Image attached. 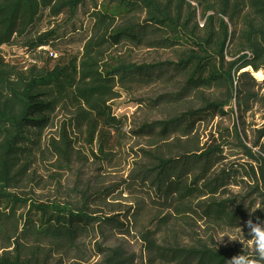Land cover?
Masks as SVG:
<instances>
[{
	"label": "trees",
	"instance_id": "1",
	"mask_svg": "<svg viewBox=\"0 0 264 264\" xmlns=\"http://www.w3.org/2000/svg\"><path fill=\"white\" fill-rule=\"evenodd\" d=\"M81 8L89 10L92 26L80 56L48 67L57 30L31 35L33 27L44 15L72 20ZM122 45L169 51L174 61L105 57ZM4 47L37 52L47 67L22 72L5 60ZM259 71L264 0H0V264H85L83 240L95 226L107 246L95 244L100 258L93 264L133 263L122 242L109 245L105 231L140 241L149 264H229L245 255L184 244L174 219L187 223L198 209L216 227L264 222V128L248 146L237 123L212 126L233 102L239 117L251 111L259 101L253 76ZM156 83L169 91L153 102L162 119L127 130V119L114 116L109 102L119 90ZM63 110L70 124L47 149L57 170L89 157L101 171L131 161L117 170L118 181L103 174L65 199L33 201L19 190L29 182L41 134ZM69 133L83 136L89 156L75 151ZM231 141L247 163L227 169L223 153ZM129 142L137 149L127 150Z\"/></svg>",
	"mask_w": 264,
	"mask_h": 264
},
{
	"label": "rangeland",
	"instance_id": "2",
	"mask_svg": "<svg viewBox=\"0 0 264 264\" xmlns=\"http://www.w3.org/2000/svg\"><path fill=\"white\" fill-rule=\"evenodd\" d=\"M88 11L87 8L79 9L72 20L62 16L57 19H50L44 15L35 24L31 35L42 34L51 29L57 30V39L54 41L55 46L53 48L55 58H51L52 61L48 63V67H51L55 59L57 60L60 57L80 56L83 44L91 33L92 20L87 14ZM17 47H4L2 49V55L7 62L20 67L22 72H28L32 68L39 71L45 66L47 67L45 65L46 61H40L37 52L28 54ZM43 50L48 52L47 49ZM108 55L119 56L123 60L136 64L174 61V56L169 51H149L133 48L129 45L106 50L105 57ZM227 60L229 59L227 58ZM262 72L264 73V71ZM166 91L168 90L162 84L157 83L149 88L133 91L132 93L119 90V98L109 102L111 112L116 117L127 119V130L137 127L145 121L160 120L162 119L160 113L162 109H155L153 102L157 96L165 94ZM254 93L259 97V101L251 104V111L239 117V112L233 102L232 109L228 111L227 116L216 118L212 126L220 129H231L237 123L242 141L251 146L258 136L256 131L264 128V82H260V86L254 89ZM69 118L70 116L64 110L58 111L53 118V125L41 134L39 151H37L36 159H34L29 172V182L24 183L19 190L33 201L45 202L65 199L71 194L70 190L72 188H82L85 184L92 183L97 176L103 174L107 176L108 181H118V177L121 175L118 171L122 168L125 171L128 168L127 163L131 159L125 158V161L119 167L120 169L105 168L101 171L99 165L89 157L88 161L84 163L74 160L69 171L57 170L54 158L47 153V149L49 141L57 137L60 128L70 124ZM69 134L74 143L75 151L89 156V148L85 144L83 136ZM243 134H246V139ZM260 143L264 145V138L260 140ZM134 145L136 146L133 142H129L126 149H137ZM40 152H44L45 155L41 156ZM223 154L227 157L224 164L227 169L235 168V166L239 168L240 165L247 163V160L235 148L233 141L224 148ZM230 191L232 194L239 192L236 187H231ZM253 212L254 209L251 210L250 214ZM196 214H191L187 219V223L184 224L179 219H174V221H178L176 228L179 225L178 234L182 236L184 244L191 245L204 242L206 245L218 250H239L250 260L259 258L254 240L249 235L247 223L235 229L216 227L206 219H200V210L196 209ZM105 234L110 237L109 245L123 243L127 253L133 257L132 264H149L144 245L140 241L134 238L120 239L118 236L109 233V231H105ZM83 242L87 252L85 264H93L100 258L95 248L96 243L107 246V244H103L100 233L96 231V226L93 227V233H90ZM261 264H264V260Z\"/></svg>",
	"mask_w": 264,
	"mask_h": 264
},
{
	"label": "clouds",
	"instance_id": "3",
	"mask_svg": "<svg viewBox=\"0 0 264 264\" xmlns=\"http://www.w3.org/2000/svg\"><path fill=\"white\" fill-rule=\"evenodd\" d=\"M247 227L250 237L254 240L259 259L264 260V222L260 221L259 218H257L256 222L249 219ZM229 264H259V262L252 261L247 256L239 254L234 256L229 261Z\"/></svg>",
	"mask_w": 264,
	"mask_h": 264
},
{
	"label": "bare ground",
	"instance_id": "4",
	"mask_svg": "<svg viewBox=\"0 0 264 264\" xmlns=\"http://www.w3.org/2000/svg\"><path fill=\"white\" fill-rule=\"evenodd\" d=\"M254 78L258 81V82H263L264 81V73L262 71H259L255 74H253Z\"/></svg>",
	"mask_w": 264,
	"mask_h": 264
},
{
	"label": "built area",
	"instance_id": "5",
	"mask_svg": "<svg viewBox=\"0 0 264 264\" xmlns=\"http://www.w3.org/2000/svg\"><path fill=\"white\" fill-rule=\"evenodd\" d=\"M43 49H45V48H43Z\"/></svg>",
	"mask_w": 264,
	"mask_h": 264
},
{
	"label": "water",
	"instance_id": "6",
	"mask_svg": "<svg viewBox=\"0 0 264 264\" xmlns=\"http://www.w3.org/2000/svg\"><path fill=\"white\" fill-rule=\"evenodd\" d=\"M247 71V70H246ZM254 74V73H253Z\"/></svg>",
	"mask_w": 264,
	"mask_h": 264
}]
</instances>
